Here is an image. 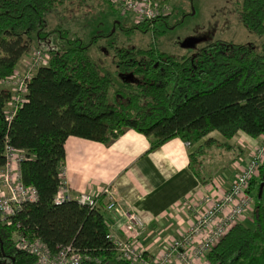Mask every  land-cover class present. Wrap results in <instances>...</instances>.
Masks as SVG:
<instances>
[{
    "label": "trees",
    "instance_id": "obj_1",
    "mask_svg": "<svg viewBox=\"0 0 264 264\" xmlns=\"http://www.w3.org/2000/svg\"><path fill=\"white\" fill-rule=\"evenodd\" d=\"M66 1L0 0V168L7 161V144L25 150L21 177L39 194L37 201L24 204L12 223L0 215V264H36L35 256L16 249V230L41 239L52 252L73 245L85 255L83 264H129L108 239L105 195L98 197L96 207L75 199L54 202L63 182L70 136L110 144L134 129L150 138L151 151L173 138L199 142L214 131L227 140L239 132L264 136V40L257 49L217 39L180 59L161 50L155 40L133 48L111 43L118 84L88 53L101 37L113 39L114 34L97 35L90 43L68 37L64 49L46 52L37 47L48 54V63L38 68L26 101L8 122L6 107L12 93L1 80L32 51L35 35L43 39L50 34L45 30L47 15ZM171 14L126 30L151 29L154 36L160 35L163 31L156 24L167 23ZM239 19L264 37V0H243ZM214 144L230 149L228 143ZM201 153L202 147L191 153L199 177ZM262 182L264 162L250 184L255 195L252 223L235 224L221 238L207 255L212 264H264Z\"/></svg>",
    "mask_w": 264,
    "mask_h": 264
},
{
    "label": "crops",
    "instance_id": "obj_2",
    "mask_svg": "<svg viewBox=\"0 0 264 264\" xmlns=\"http://www.w3.org/2000/svg\"><path fill=\"white\" fill-rule=\"evenodd\" d=\"M26 55L19 66L24 65ZM173 138L151 151L145 134L128 129L110 144L70 136L62 178L73 198L81 193L105 195L108 188L121 209L134 211L145 222L138 244L159 255L167 241L185 234L211 203L209 197L228 191L232 181L260 145V137L239 132L227 140L214 131L199 142ZM214 143H228L230 149ZM202 147L198 168L191 153ZM215 197V196H214ZM120 211L106 212L107 221L119 227ZM118 233H124L119 229Z\"/></svg>",
    "mask_w": 264,
    "mask_h": 264
},
{
    "label": "built area",
    "instance_id": "obj_3",
    "mask_svg": "<svg viewBox=\"0 0 264 264\" xmlns=\"http://www.w3.org/2000/svg\"><path fill=\"white\" fill-rule=\"evenodd\" d=\"M110 1L118 13L135 16L137 24L152 22L171 12V0ZM31 53L32 56L25 61L23 69H17L11 76L1 80V85L12 93L6 107L8 122L13 120L26 101L28 84L38 68L48 63L49 56L42 50L36 48ZM5 155L6 164L0 168V215L5 221L12 223L13 217L21 211L24 204L37 201L39 194L36 187L26 185L21 177L20 165L26 157V151L7 144ZM263 162L262 142L234 178L229 190L209 197L211 206L198 217L195 225L182 236L167 241L158 256L147 255L138 244V239L145 230L143 218L134 211L121 209L109 189H104L109 198L108 212L116 213L121 209L123 214V217H117L119 227L108 221V239L117 250L118 257L129 264H212L207 255L213 247L235 224L249 220L250 210L255 206V195L250 191V184ZM98 197L95 194L81 193L73 198L65 182H62L54 202L61 204L75 199L80 204L96 207ZM119 229L124 233L122 236L118 233ZM13 238L16 249L35 256L36 264H83L86 259L73 245L52 252L41 239H30L21 230H16Z\"/></svg>",
    "mask_w": 264,
    "mask_h": 264
},
{
    "label": "rangeland",
    "instance_id": "obj_4",
    "mask_svg": "<svg viewBox=\"0 0 264 264\" xmlns=\"http://www.w3.org/2000/svg\"><path fill=\"white\" fill-rule=\"evenodd\" d=\"M242 2L243 0H171L172 14L167 23L156 24V29L163 33L154 36V30L151 29L144 32L127 31V28L137 24L136 17L118 13L106 0H67L47 15L45 30L50 34L43 39L35 35L32 51L37 47L46 52L64 49L68 46V37H78L84 43H90L97 35L114 34L113 39L101 37L90 46L88 53L101 70L112 74L114 80L121 84L111 43L120 48H133L146 47L155 40L161 50L179 59L194 54L217 39L252 44L260 49L264 37L250 31L239 19ZM31 56L30 52L25 59L28 60ZM23 68L24 65L17 69ZM262 142L264 143V136L260 137V144ZM253 210L254 207L250 210V220L246 219V223H252Z\"/></svg>",
    "mask_w": 264,
    "mask_h": 264
},
{
    "label": "water",
    "instance_id": "obj_5",
    "mask_svg": "<svg viewBox=\"0 0 264 264\" xmlns=\"http://www.w3.org/2000/svg\"><path fill=\"white\" fill-rule=\"evenodd\" d=\"M263 188H264V182H262V184H261V186H260V191H259V198H261V197H262Z\"/></svg>",
    "mask_w": 264,
    "mask_h": 264
}]
</instances>
